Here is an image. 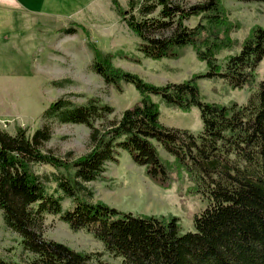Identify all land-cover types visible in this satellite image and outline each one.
<instances>
[{
	"label": "trees",
	"instance_id": "16d2710c",
	"mask_svg": "<svg viewBox=\"0 0 264 264\" xmlns=\"http://www.w3.org/2000/svg\"><path fill=\"white\" fill-rule=\"evenodd\" d=\"M112 2L140 39L145 56L176 57L178 48L191 45L209 71L180 83L155 85L115 68L111 56L95 48L93 70L107 84H133L141 98L117 119H109L113 108L97 98L83 105L60 98L50 105L46 118L90 129L88 153L70 161L45 150L52 138L49 123L32 135L22 127L14 135L0 127V210L6 226L20 236L23 250L32 255L26 263L0 258V264H112L101 253L47 239V214L58 215L73 230L86 229L122 264H264V79L244 105L206 102L198 85L206 76L223 78L233 88L255 86L264 57V27L253 26L241 51L223 64L219 53L234 44L223 0H127L126 9ZM193 17L199 21L190 26L187 21ZM65 32L76 33L73 28ZM152 95L184 111L198 106L203 131L195 135L162 124ZM158 145L171 160L161 156ZM119 148L144 166L154 182L169 183L182 172L192 178L208 201L194 218V231L182 233L175 216L134 214L87 199L93 196L87 183L103 177ZM37 164L55 172L39 175ZM52 183L54 192L49 189ZM65 198L72 201L66 210Z\"/></svg>",
	"mask_w": 264,
	"mask_h": 264
},
{
	"label": "rangeland",
	"instance_id": "374dc122",
	"mask_svg": "<svg viewBox=\"0 0 264 264\" xmlns=\"http://www.w3.org/2000/svg\"><path fill=\"white\" fill-rule=\"evenodd\" d=\"M117 1L128 8L127 0ZM223 3L233 23L230 35L234 40L231 48L223 49L218 55L224 64L230 55L241 51V44L253 26L264 27V4L241 0H223ZM40 12L49 16L41 15L37 24L25 23L20 29L8 32L1 46L7 55L8 67L7 81L0 95V127L12 135L22 127L32 135L49 123L52 138L45 144V150L70 161L90 151V129L84 124L46 118L45 112L52 103L65 98L83 105L90 98H97L113 108L109 119H117L141 98L133 84L121 82L120 87L107 84L93 70L95 48L109 54L115 68L135 73L155 85L180 83L209 71L191 45L178 48L176 57L153 59L145 56L139 49L140 39L128 27L112 0H50ZM198 21L199 17H193L187 24L195 26ZM68 28L75 29L76 33H66ZM256 71L257 81L253 87L233 88L223 78L206 76L198 80V85L206 102L244 105L264 79V57ZM152 99L159 106L160 121L165 126L187 129L195 135L203 131L198 106L184 111L168 104L160 95H152ZM158 149L164 159H172L162 146L158 145ZM34 170L39 175L55 172L49 165L37 164ZM49 187L50 192H54L56 184ZM87 187L93 191V196H86L92 202L102 201L134 214L175 216L182 233L194 231L195 216L208 205L186 172L169 183L159 184L149 178L144 166L137 165L121 148L117 159L106 164L103 177L87 183ZM71 203L70 198H65L63 209H69ZM43 234L75 250L101 253L103 260L122 264V259L110 254L92 233L86 229L73 230L58 215L45 216ZM31 257L23 250L20 236L6 226L0 210V258L26 263Z\"/></svg>",
	"mask_w": 264,
	"mask_h": 264
},
{
	"label": "crops",
	"instance_id": "0c3cea01",
	"mask_svg": "<svg viewBox=\"0 0 264 264\" xmlns=\"http://www.w3.org/2000/svg\"><path fill=\"white\" fill-rule=\"evenodd\" d=\"M50 0H0V95L7 81L8 59L6 53L1 49L7 40L8 32L20 29L27 24H37L44 7ZM56 1V0H55ZM41 13V14H40Z\"/></svg>",
	"mask_w": 264,
	"mask_h": 264
}]
</instances>
